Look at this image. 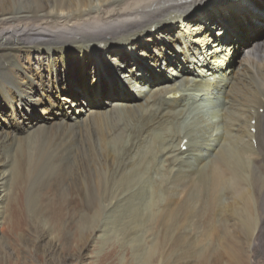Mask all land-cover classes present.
<instances>
[{
  "label": "bare ground",
  "instance_id": "6f19581e",
  "mask_svg": "<svg viewBox=\"0 0 264 264\" xmlns=\"http://www.w3.org/2000/svg\"><path fill=\"white\" fill-rule=\"evenodd\" d=\"M214 1L0 0L7 233L23 226L19 200L7 211L14 182L38 186L59 169L85 196L65 214L89 231L85 250L120 235L138 264H246L247 252L262 263L264 0ZM240 51L247 64L236 71ZM170 186L194 194L175 205ZM44 191L40 239L54 241ZM190 198L207 208L185 206Z\"/></svg>",
  "mask_w": 264,
  "mask_h": 264
},
{
  "label": "rangeland",
  "instance_id": "374dc122",
  "mask_svg": "<svg viewBox=\"0 0 264 264\" xmlns=\"http://www.w3.org/2000/svg\"><path fill=\"white\" fill-rule=\"evenodd\" d=\"M220 1L221 0H215L214 2ZM38 62V58L32 59L31 68L34 71L41 69V65ZM262 62H264V60H260L258 63L256 62V65L261 67L264 64ZM245 64H247L246 56L243 51H240L234 57V68L236 71H239V69L241 71ZM123 69L121 70L122 72H118L123 74ZM112 70L117 72L115 69ZM109 71L110 69H106V71H97L96 75L101 72L107 73ZM75 73L76 72L74 71L72 75L75 76ZM77 76L79 77V74H77ZM79 96L81 99L84 97L81 93ZM6 108V105L0 101V112L3 110L5 111ZM260 111L263 112V109L261 108ZM62 174L63 171H60L59 169H50L43 172L42 177L36 180L38 186H18L21 182L19 179L14 182L13 186H11L12 188L7 203V211L8 213H11L10 209L14 207L15 201L19 200L23 216V226L18 233L10 235L3 229V222L0 224V233L4 238V241L0 243V264H138V260L134 255L133 244H126L125 240L120 235H115L110 238L103 247L100 244L101 242L97 243V241L100 240L89 244L86 250L81 247L82 234H87L89 231L84 230L83 222L79 220L77 211H70L68 217H66L65 214L69 212L70 198L83 199L85 196L81 194V188L79 186H69V181L63 179ZM43 183H46V185L44 186ZM47 183L50 186H47ZM62 184L64 186H60ZM170 187L172 189H178L173 198V203L175 205L176 203L179 205V203L184 201L189 195L194 194L193 186H190V188L189 186ZM199 188V195L202 190L204 194L205 186H199ZM46 189L49 190L51 197L50 210L52 213L48 224L53 231L52 237L54 238V241L40 239L41 226H43L44 223H41L40 219L42 214L39 201L42 197L41 195L47 193L44 191ZM191 190H193V192ZM184 191H186L187 194H185ZM203 194L200 196H203ZM225 194H228V196ZM186 195L188 196L186 197ZM222 196L223 201L225 202L229 199L230 193L226 190V187L222 188ZM190 200V203H185V206H192V201L196 200L195 203L198 207L203 205L204 209L207 208L204 200L198 201L197 198H190ZM61 216L71 225L72 230H68L66 225L63 224ZM73 217H76L75 221L72 219ZM207 217L208 215L206 213L203 219L206 220ZM197 220L198 218L196 217L195 221ZM193 229V233L197 231L195 227H193ZM202 229L200 230L201 233L204 232ZM82 230L85 232L82 233ZM118 237L121 240H119ZM250 259L249 252L245 253L244 262L246 264H251ZM263 259H260V262H262L261 264L264 262Z\"/></svg>",
  "mask_w": 264,
  "mask_h": 264
}]
</instances>
